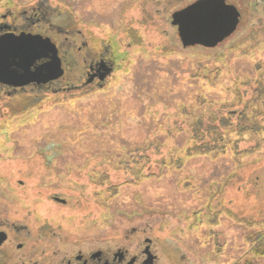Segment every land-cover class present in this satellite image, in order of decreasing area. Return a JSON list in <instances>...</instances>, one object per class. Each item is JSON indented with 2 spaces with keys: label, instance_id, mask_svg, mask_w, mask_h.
I'll return each mask as SVG.
<instances>
[{
  "label": "rangeland",
  "instance_id": "374dc122",
  "mask_svg": "<svg viewBox=\"0 0 264 264\" xmlns=\"http://www.w3.org/2000/svg\"><path fill=\"white\" fill-rule=\"evenodd\" d=\"M193 1L0 0V14L56 7L115 61L100 88L59 90L76 82L68 64L56 90L0 89V223L63 230L75 220L51 196H73L90 234L138 217L191 264H264L251 250L264 246V0H227L241 20L212 48L183 47L170 22ZM230 110L223 140L199 144Z\"/></svg>",
  "mask_w": 264,
  "mask_h": 264
},
{
  "label": "flooded vegetation",
  "instance_id": "af4514ba",
  "mask_svg": "<svg viewBox=\"0 0 264 264\" xmlns=\"http://www.w3.org/2000/svg\"><path fill=\"white\" fill-rule=\"evenodd\" d=\"M11 6L12 4L7 3L4 12L0 14V35L23 33L47 38L56 46L63 70L68 64L74 67L77 77L74 80L78 85L76 82L67 84L60 86L59 90L100 88L113 73L114 59L101 50L94 51L81 31H73L69 22L59 24L57 18L61 13L56 7L44 3L32 4L26 8ZM50 55L49 51H45L34 65L47 62ZM106 68L111 72L100 79ZM59 79L46 84L31 83L23 87L0 83V89L6 90L9 94L24 91L26 88L56 90L55 86ZM78 199L79 197L73 196L65 199L56 194L51 196V200L55 204L65 206L70 212L66 214L75 220L67 224L63 230L62 224H59L57 229L50 227L47 232L39 229L33 233L24 223L15 225L14 222L2 220L0 223L3 225L0 226V238H3L0 244L2 254L8 256L9 251L15 252L13 250L15 247L17 262L14 264H191L177 251L173 243L165 242L158 232L153 231L149 222L140 224L141 220L138 217L128 219V224L123 221L125 218H120L118 225H111L106 232L99 230L90 234L87 206ZM26 240L32 241L25 248Z\"/></svg>",
  "mask_w": 264,
  "mask_h": 264
},
{
  "label": "water",
  "instance_id": "95a60500",
  "mask_svg": "<svg viewBox=\"0 0 264 264\" xmlns=\"http://www.w3.org/2000/svg\"><path fill=\"white\" fill-rule=\"evenodd\" d=\"M240 20L238 8L227 0H196L170 16L183 47H216L235 32ZM45 51L51 53L50 60L35 66ZM110 72L106 68L100 79ZM63 73L57 48L49 39L23 33L0 35V83L13 87L46 84Z\"/></svg>",
  "mask_w": 264,
  "mask_h": 264
},
{
  "label": "trees",
  "instance_id": "16d2710c",
  "mask_svg": "<svg viewBox=\"0 0 264 264\" xmlns=\"http://www.w3.org/2000/svg\"><path fill=\"white\" fill-rule=\"evenodd\" d=\"M227 112H228L227 116H222V117H219V118L218 117L217 118L209 117V119L207 118L206 123H205L206 125H205L204 131H202L201 129H196L195 130V133L198 136V140L201 141L203 137H207L209 139V137L205 135V133H208L209 135L214 136L215 142L222 141L223 140L222 129H226V127L230 126L233 123V121H235V122L237 121L236 123H238V121H239L240 113H237L236 110L235 111L230 110V111H227ZM200 125H202V124H200ZM208 126H212V127L209 128ZM208 142L209 143H205L204 142V143H199V144H202L204 146L211 145L210 144V142H211L210 139H209ZM211 143H214V141L211 142ZM213 149H214V151H217L216 148H213ZM208 150H202L200 152H205V151H208ZM197 152H199V151H197ZM263 241H264V239H263ZM251 250H252L253 254H256V255L264 254V246H262L259 249L253 247ZM236 264H253V262L248 260V261H244V262H236Z\"/></svg>",
  "mask_w": 264,
  "mask_h": 264
}]
</instances>
